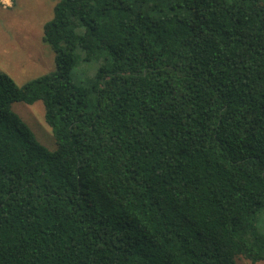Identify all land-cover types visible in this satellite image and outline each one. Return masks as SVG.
Segmentation results:
<instances>
[{"label":"trees","instance_id":"16d2710c","mask_svg":"<svg viewBox=\"0 0 264 264\" xmlns=\"http://www.w3.org/2000/svg\"><path fill=\"white\" fill-rule=\"evenodd\" d=\"M41 39L0 72V264L264 261V0H54Z\"/></svg>","mask_w":264,"mask_h":264},{"label":"rangeland","instance_id":"374dc122","mask_svg":"<svg viewBox=\"0 0 264 264\" xmlns=\"http://www.w3.org/2000/svg\"><path fill=\"white\" fill-rule=\"evenodd\" d=\"M9 2V5L0 3V72L7 74L17 85H22L55 69L54 52L41 39L43 25L53 16L54 0ZM94 71L93 63L80 61L70 76L72 81L77 82ZM10 109L21 118L41 145L50 151L56 149L51 129L44 121L41 101L32 104L12 102ZM262 221L264 212L259 216V225ZM234 261L235 264H250L239 256ZM255 264H264V261Z\"/></svg>","mask_w":264,"mask_h":264},{"label":"crops","instance_id":"0c3cea01","mask_svg":"<svg viewBox=\"0 0 264 264\" xmlns=\"http://www.w3.org/2000/svg\"><path fill=\"white\" fill-rule=\"evenodd\" d=\"M1 2L4 3V4H6V5H9V4H10L9 0H0V3H1ZM2 3H1V4H2ZM6 5H5V6H6Z\"/></svg>","mask_w":264,"mask_h":264}]
</instances>
